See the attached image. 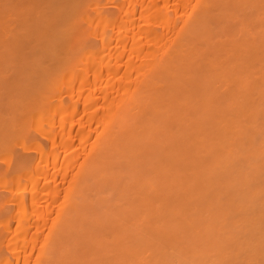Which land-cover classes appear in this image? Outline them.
<instances>
[{
	"label": "bare ground",
	"instance_id": "obj_1",
	"mask_svg": "<svg viewBox=\"0 0 264 264\" xmlns=\"http://www.w3.org/2000/svg\"><path fill=\"white\" fill-rule=\"evenodd\" d=\"M0 264H264V0H0Z\"/></svg>",
	"mask_w": 264,
	"mask_h": 264
}]
</instances>
